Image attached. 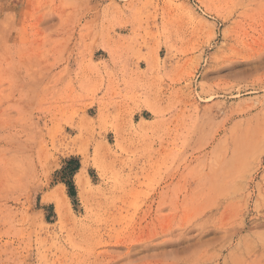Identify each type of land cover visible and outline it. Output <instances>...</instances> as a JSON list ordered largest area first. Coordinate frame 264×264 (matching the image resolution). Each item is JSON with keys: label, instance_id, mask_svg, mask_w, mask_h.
Returning <instances> with one entry per match:
<instances>
[{"label": "rangeland", "instance_id": "374dc122", "mask_svg": "<svg viewBox=\"0 0 264 264\" xmlns=\"http://www.w3.org/2000/svg\"><path fill=\"white\" fill-rule=\"evenodd\" d=\"M0 264H264V0H0Z\"/></svg>", "mask_w": 264, "mask_h": 264}, {"label": "trees", "instance_id": "16d2710c", "mask_svg": "<svg viewBox=\"0 0 264 264\" xmlns=\"http://www.w3.org/2000/svg\"><path fill=\"white\" fill-rule=\"evenodd\" d=\"M80 169V162L78 160H70L65 163L62 170L63 180L67 184L72 198H76V189L73 183V177Z\"/></svg>", "mask_w": 264, "mask_h": 264}]
</instances>
